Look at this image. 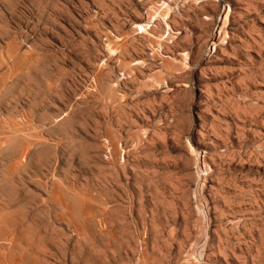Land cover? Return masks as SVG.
Returning <instances> with one entry per match:
<instances>
[{"label": "rangeland", "instance_id": "1", "mask_svg": "<svg viewBox=\"0 0 264 264\" xmlns=\"http://www.w3.org/2000/svg\"><path fill=\"white\" fill-rule=\"evenodd\" d=\"M0 264H264V0H0Z\"/></svg>", "mask_w": 264, "mask_h": 264}, {"label": "bare ground", "instance_id": "2", "mask_svg": "<svg viewBox=\"0 0 264 264\" xmlns=\"http://www.w3.org/2000/svg\"><path fill=\"white\" fill-rule=\"evenodd\" d=\"M139 15V14H138ZM140 16V15H139ZM137 29V28H136ZM158 29V28H157ZM152 30V31H151ZM150 31L151 32H156V29H153V27H152V29H151ZM137 37H138V39H139V41L141 40L142 42H144L145 40H146V36H145V34L144 33H142V32H140V31H138L137 32ZM144 46V45H143ZM169 48V47H168ZM142 53V52H141ZM140 53V54H141ZM133 61H135V59H133ZM134 64V66L135 67H138L139 65L137 64V63H132V65ZM78 242V241H77ZM76 245H78V244H76Z\"/></svg>", "mask_w": 264, "mask_h": 264}]
</instances>
